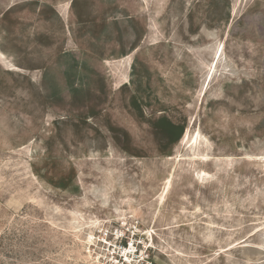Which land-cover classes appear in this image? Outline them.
<instances>
[{"label":"rangeland","instance_id":"rangeland-1","mask_svg":"<svg viewBox=\"0 0 264 264\" xmlns=\"http://www.w3.org/2000/svg\"><path fill=\"white\" fill-rule=\"evenodd\" d=\"M0 264H264V0H0Z\"/></svg>","mask_w":264,"mask_h":264},{"label":"bare ground","instance_id":"bare-ground-1","mask_svg":"<svg viewBox=\"0 0 264 264\" xmlns=\"http://www.w3.org/2000/svg\"><path fill=\"white\" fill-rule=\"evenodd\" d=\"M125 255H126V259L129 260V261L131 262L132 259H133V258H132L133 255H131V253H129L127 250H126V254H125ZM134 261H136V259H135Z\"/></svg>","mask_w":264,"mask_h":264}]
</instances>
